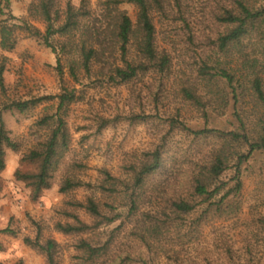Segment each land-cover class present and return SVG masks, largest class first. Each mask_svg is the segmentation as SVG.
<instances>
[{"label": "rangeland", "instance_id": "obj_1", "mask_svg": "<svg viewBox=\"0 0 264 264\" xmlns=\"http://www.w3.org/2000/svg\"><path fill=\"white\" fill-rule=\"evenodd\" d=\"M38 0H0V20L9 15L26 19L45 31V23L30 15L31 4ZM68 0H60L65 7ZM79 5L81 0H71ZM206 0H190L189 7L180 13L172 0H167L163 12H155L157 43L172 56L168 75L149 72L133 83L118 84L93 65L86 72L76 64V77L69 69L76 54L61 56L63 75L58 73V52L47 47L40 39L24 30H16L18 43L12 51L0 47V63H5L6 89L0 88V107L18 100L47 95H58L64 88L74 91L75 99L68 105L65 119L71 132V144L62 164L55 172L52 185L38 197L32 187L16 177V171H33L36 165L23 161L24 154L45 138L37 120L55 113L58 99H45L24 112L4 110L3 117L11 136L18 141V150H6V167L0 172V229L9 226L16 234L0 233V264H47L44 254L25 243L24 238H53L60 245V264H264V156H257L248 163L243 173V188L238 199L240 210L229 216L208 218L200 225L199 233L188 234L191 221L197 216L185 217L180 227H172L169 236L151 247L141 239L137 226L143 214L155 212L164 206L161 191L166 195L186 193L188 175L220 142L212 137L195 138L178 128L170 130L172 119L186 121L201 127L205 119L200 111L186 101L181 89L193 83L197 66L205 58H216L209 38L213 36L209 14L203 13ZM100 0H89L94 11H99ZM136 21L137 8L132 3H122ZM2 9V10H1ZM58 39V37L56 38ZM57 44V40L54 41ZM234 107L230 105L223 114L218 105L210 112L208 126L233 129ZM144 117L139 120L135 117ZM108 124L98 130L99 123ZM164 145V163L161 171L145 180L138 199L139 209L128 212L126 196L120 191L110 193L100 188L107 169L121 181L132 182L130 165L137 163L142 153L158 144ZM229 169L225 178H229ZM66 175L87 183L68 192L60 191ZM159 190V191H158ZM93 197L102 213L120 217L109 224L84 233L65 234L56 230L57 222H73L70 212L77 213L87 223L94 218L84 208H77L75 201L85 202ZM176 230L185 233L178 237ZM179 233V232H178ZM187 233V234H186ZM81 239L96 244L107 243L106 251L95 260H86L77 247ZM232 251L231 259L226 249Z\"/></svg>", "mask_w": 264, "mask_h": 264}, {"label": "trees", "instance_id": "obj_2", "mask_svg": "<svg viewBox=\"0 0 264 264\" xmlns=\"http://www.w3.org/2000/svg\"><path fill=\"white\" fill-rule=\"evenodd\" d=\"M166 1L100 0L99 11H94L89 0H81L79 5L68 0L65 7L61 6L60 0H38L30 5L29 12L45 23V31L26 19L9 15L0 20V47L4 51H12L18 43L15 31L20 29L58 52L57 70L60 76L64 72L60 57L69 54H76L78 58V61L71 59L69 64L74 77L76 64L86 72H90L96 64L101 74H106L118 84L133 83L149 72L168 75L172 68V56L167 50L159 48L157 26L154 23L155 12H163ZM125 2L136 6V21L121 8ZM172 2L183 14L190 0ZM202 6L204 15L209 14V23L213 26V36L209 42L216 58L212 61L210 56L198 64L196 80L184 86L181 94L201 112L205 124L193 127L186 121L172 119L169 129L178 128L194 139L212 137L220 142L209 153L202 155L201 161L192 169L188 175L186 193L169 197L165 191H161L164 206L155 212L144 213V218L138 221L137 226L142 229L139 235L150 247L151 243H161L164 236H169L172 227L181 228L185 217L192 213H197L189 227L188 234L193 235L199 233L200 225L208 218L236 214L241 208L238 197L243 188V173L250 168L248 163L251 159L264 156V0H206ZM4 70L5 63L2 62V91L6 89ZM54 98L58 99L55 113L46 114L36 122L47 131L45 138L22 158L23 161L34 163L36 170L16 171V177L32 187L35 197L51 187L55 172L69 151L72 136L65 114L68 105L75 99V93L64 88L58 95L13 101L0 107L1 172L6 167V150H18L20 147L6 125L4 110L24 112L45 99ZM216 105L223 114L230 105L234 107L233 129L208 126L210 112ZM135 118L145 120L144 117ZM108 122L103 119L98 130L101 131ZM163 152L162 143L142 153L138 162L129 167L132 182L121 181L107 169H101L104 179L100 188L113 193L120 191L119 186L122 185L128 212L134 215L139 209L138 199L145 180L163 168ZM229 169H233V173L225 178ZM85 184L80 179L66 175L60 184V191L68 192ZM72 204L88 211L94 223H87L77 213L70 212L73 222H57L55 225L56 230L65 234L88 232L102 224L112 223L121 215H105L93 197ZM260 221L264 229V218L260 217ZM0 233L16 234L9 226L0 229ZM176 233L178 237L185 234L180 230H176ZM36 237H25V243L44 254L47 264H60V245L57 240L51 237L42 239L41 231ZM77 247L86 260H95L106 251L108 245L81 239ZM226 254L233 259L230 248L226 249ZM143 263L148 264L147 259Z\"/></svg>", "mask_w": 264, "mask_h": 264}]
</instances>
